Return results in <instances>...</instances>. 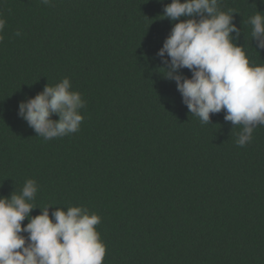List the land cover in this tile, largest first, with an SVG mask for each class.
I'll return each mask as SVG.
<instances>
[{
	"label": "trees",
	"instance_id": "obj_1",
	"mask_svg": "<svg viewBox=\"0 0 264 264\" xmlns=\"http://www.w3.org/2000/svg\"><path fill=\"white\" fill-rule=\"evenodd\" d=\"M170 2L0 0V196L34 179L32 216L46 205L50 215L95 212L102 264H264V126L240 147L241 127L223 110L203 124L182 103L157 56ZM219 7L235 12L250 63L264 64L248 23L264 0ZM65 77L85 101L83 120L45 140L18 105Z\"/></svg>",
	"mask_w": 264,
	"mask_h": 264
},
{
	"label": "clouds",
	"instance_id": "obj_2",
	"mask_svg": "<svg viewBox=\"0 0 264 264\" xmlns=\"http://www.w3.org/2000/svg\"><path fill=\"white\" fill-rule=\"evenodd\" d=\"M40 3L49 5L51 0ZM219 4L220 0L165 4L162 16L174 23L157 56L165 65L164 78L175 81L189 112L209 124L210 114L223 110L225 121L241 127L236 143L243 147L251 142L254 129L264 126V64L250 63L244 47L235 42L241 35L235 12L222 11ZM248 23L256 48L264 49V13L257 11ZM5 24L0 18V33ZM183 68L190 70V78L179 71ZM71 89L67 77L46 85L34 98L21 101L17 114L45 140L75 133L85 101ZM53 115L59 119L53 120ZM37 191V182L28 179L19 194L0 196V264H102L106 245L95 227L101 217L84 206L55 207L50 215L52 205L32 216ZM26 218L29 222L22 226Z\"/></svg>",
	"mask_w": 264,
	"mask_h": 264
}]
</instances>
